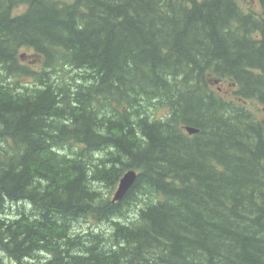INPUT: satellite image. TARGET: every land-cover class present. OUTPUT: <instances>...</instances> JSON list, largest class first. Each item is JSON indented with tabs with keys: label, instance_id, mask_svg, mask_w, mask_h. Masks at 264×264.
Instances as JSON below:
<instances>
[{
	"label": "trees",
	"instance_id": "16d2710c",
	"mask_svg": "<svg viewBox=\"0 0 264 264\" xmlns=\"http://www.w3.org/2000/svg\"><path fill=\"white\" fill-rule=\"evenodd\" d=\"M255 1L0 0V264H264Z\"/></svg>",
	"mask_w": 264,
	"mask_h": 264
},
{
	"label": "rangeland",
	"instance_id": "374dc122",
	"mask_svg": "<svg viewBox=\"0 0 264 264\" xmlns=\"http://www.w3.org/2000/svg\"><path fill=\"white\" fill-rule=\"evenodd\" d=\"M238 1V3L242 6V8H243V10H249L248 8H251L252 7V9H255V10H258L257 9V4H256V1L255 0H237ZM21 9H23V7H20V8H18L17 9V11H19V10H21ZM30 53L27 49H22L20 52H19V54L20 55H22L23 53ZM32 55L31 54H26V55H22L21 57L23 58V60H30V57H31ZM77 71V70H76ZM28 81V79H23V81ZM228 81H226V80H223L222 82H221V86H223V88H224V92H222L224 95L226 94V95H228L229 94V92H230V86L228 85L229 83H227ZM216 87H218V84H214L213 85V88L214 89H216ZM229 96V95H228ZM263 109H264V106H260V110L262 111H258V113H259V115H260V118L261 119H264V112H263ZM115 192V190L114 191H112L110 194H108V197L109 198H112V196H113V193ZM130 215H132V213H130ZM97 224V222L95 221V220H91V221H88V219L86 220V221H81L80 222V224L78 225L79 227H81V226H83L84 228H88L89 226V228H92V229H97V228H99V227H101V228H103V229H106V227H109V225L108 224H103V225H100V224H98V225H96Z\"/></svg>",
	"mask_w": 264,
	"mask_h": 264
},
{
	"label": "water",
	"instance_id": "95a60500",
	"mask_svg": "<svg viewBox=\"0 0 264 264\" xmlns=\"http://www.w3.org/2000/svg\"><path fill=\"white\" fill-rule=\"evenodd\" d=\"M218 82V80H215L214 83ZM184 129L189 134H194L198 131V128L185 125ZM137 177V172L134 169H128L126 170L122 176L120 177L116 190L113 194V197L111 198L112 201H116L122 198V196L125 194V192L131 187V185L134 183L135 179Z\"/></svg>",
	"mask_w": 264,
	"mask_h": 264
},
{
	"label": "bare ground",
	"instance_id": "6f19581e",
	"mask_svg": "<svg viewBox=\"0 0 264 264\" xmlns=\"http://www.w3.org/2000/svg\"><path fill=\"white\" fill-rule=\"evenodd\" d=\"M215 80H219V79H215ZM113 197V196H112Z\"/></svg>",
	"mask_w": 264,
	"mask_h": 264
}]
</instances>
